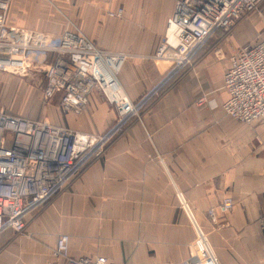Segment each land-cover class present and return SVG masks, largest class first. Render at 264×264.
I'll return each instance as SVG.
<instances>
[{
  "label": "crops",
  "instance_id": "1",
  "mask_svg": "<svg viewBox=\"0 0 264 264\" xmlns=\"http://www.w3.org/2000/svg\"><path fill=\"white\" fill-rule=\"evenodd\" d=\"M19 1L10 2L9 25L50 29L17 18ZM258 6L264 11V0ZM118 7L121 21L104 22V35L91 28L88 39L98 49L126 53L118 80L138 106L137 113L103 155L41 206L39 216H26V231H38L47 249L54 247L56 234L67 233L73 257L102 255L116 264H182L196 252L197 225L219 264H264V124L238 122L220 106L231 50L222 46L224 58L219 60L202 47L190 65L172 72L169 61L153 55L173 0H138L132 12L119 4L110 9ZM63 29L46 33L58 35ZM254 37L238 42L236 37V46ZM44 57L51 61L54 55L44 52ZM0 85L9 98L21 85V100L28 95L24 88H33L7 72L0 73ZM201 96L207 101L198 103ZM38 111L24 116L36 117ZM115 114L112 104L93 95L81 111L58 108L55 120L95 133ZM226 197L233 205L224 210L220 204ZM209 208L215 210L216 224L209 220ZM40 248L34 243L23 246L27 264H37ZM55 259L45 264L61 262Z\"/></svg>",
  "mask_w": 264,
  "mask_h": 264
},
{
  "label": "built area",
  "instance_id": "2",
  "mask_svg": "<svg viewBox=\"0 0 264 264\" xmlns=\"http://www.w3.org/2000/svg\"><path fill=\"white\" fill-rule=\"evenodd\" d=\"M9 2L0 0V71L23 75L32 60L44 84L42 107L36 117L17 115L0 106V233L8 229L24 231L26 216L98 158L138 108L123 90L119 95V89L108 92L126 53L98 49L79 30L68 26L58 35L9 26L5 18ZM260 2L173 0V12L153 57L168 59L172 72L190 65L215 31H228ZM108 15L120 17L122 8ZM44 52L52 53L53 59L46 61ZM216 58L221 60L224 55L217 51ZM223 89L226 97L220 106L227 116L241 123L264 124V36L256 35L231 49ZM93 93L116 111V120L104 133L74 130L55 120L58 108L65 113L83 110ZM206 101L205 96L197 100ZM232 205V199L226 197L220 207L227 210ZM206 212L210 222L216 224L214 208ZM194 228L196 252L182 264H219L201 228ZM69 242L67 233L58 235L52 254L61 262L53 264H116L102 255L73 257Z\"/></svg>",
  "mask_w": 264,
  "mask_h": 264
},
{
  "label": "rangeland",
  "instance_id": "3",
  "mask_svg": "<svg viewBox=\"0 0 264 264\" xmlns=\"http://www.w3.org/2000/svg\"><path fill=\"white\" fill-rule=\"evenodd\" d=\"M13 1L14 0H10L11 3H13ZM137 2L138 0H20L18 5L16 6L19 8L17 10L16 17L20 20L27 19V21L44 23L50 27V29L47 30L49 32H56L68 26L73 30H79L87 38H90L91 28L95 30V33L104 35L101 31L102 24L104 22L110 23L113 21H121V16L117 18L108 15V12L112 10L110 8H113L116 4H119L123 5L125 8L127 7V9L132 12L131 7H133V4ZM127 9L125 10V12L128 11ZM7 12L8 9L5 13L6 23ZM22 14H24L23 17L21 16ZM7 25L9 24L7 23ZM12 27L22 30H31L16 26ZM235 28L236 30H234ZM47 31H44L43 29L40 32L46 33ZM259 33H264V11L263 9L260 10V7L258 6L256 10L243 15L228 31H215V33H213V35L207 39L203 47L207 50V52H210L213 56L215 55L216 57V52L221 51L222 46L227 45L230 50L234 46H236V37H238V42L244 40L246 37L250 38L252 36H256ZM216 35H218V37ZM164 60L168 62V59ZM28 65H30L28 68L29 70L27 71L28 73L25 72L23 75L10 74L11 77H15L19 82L24 81L27 84L33 86V88H30L28 90L24 88L23 92L28 93V95L23 100L19 99V95L23 90L22 87H20L21 85H19L16 91H14L11 98L7 97L9 96L8 93H6V96L3 92L1 93L2 89L0 88V106L4 107L6 111L15 112L18 115L20 114L23 116L35 115L36 111H38V107L39 111L37 113L40 114V110L42 107L41 89L44 84V79L42 75H39L36 72L34 61L29 60ZM0 73L5 72L0 71ZM93 95H96L98 99H100V101L106 102V100H102L97 93H93L90 96V99ZM1 96H3L4 98ZM53 101L55 102L56 98L53 99ZM133 116H131L130 119H132ZM115 120L116 114L114 120L111 123H113ZM107 127H105V129H103L102 131L95 133H104L107 130ZM124 129L125 127L123 128V130ZM123 130L115 135L114 139H117V137L122 134ZM114 139H112L111 141H113ZM106 147L104 148L101 155H103ZM40 212L41 207H38L33 212H31L30 215L36 218L40 215ZM60 234L61 233L56 234L55 239ZM32 243L41 247V251L36 256L38 260L34 258L37 264H45L48 261L56 258L52 254L53 247L51 245L50 247H48V249L45 247V241L42 240V236L38 231L31 233L24 229V231L22 232H15L11 229H8L0 233V264H27L28 261L24 260L27 255L23 256L21 254V251H23L24 245L29 246ZM29 257L31 259L33 256L30 255Z\"/></svg>",
  "mask_w": 264,
  "mask_h": 264
},
{
  "label": "bare ground",
  "instance_id": "4",
  "mask_svg": "<svg viewBox=\"0 0 264 264\" xmlns=\"http://www.w3.org/2000/svg\"><path fill=\"white\" fill-rule=\"evenodd\" d=\"M171 40V39H170ZM107 75V74H106ZM109 80H111L112 81V79L110 78V77H108V76H106ZM119 83V85L117 84V82ZM116 89H119V90H117V95H119L120 94V92H122V86H121V84H120V82H119V80H118V77H117V80L114 78V80H113V83H112V86L110 87V89H109V91L108 92H112V91H114V90H116ZM124 92V91H123Z\"/></svg>",
  "mask_w": 264,
  "mask_h": 264
}]
</instances>
